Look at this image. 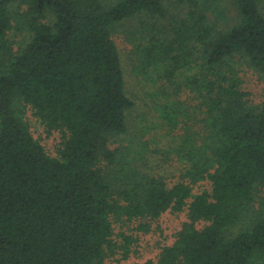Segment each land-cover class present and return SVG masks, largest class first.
<instances>
[{"label": "trees", "instance_id": "trees-1", "mask_svg": "<svg viewBox=\"0 0 264 264\" xmlns=\"http://www.w3.org/2000/svg\"><path fill=\"white\" fill-rule=\"evenodd\" d=\"M146 17L171 23L135 69L157 71L153 109L182 132L171 187L139 164L150 142L124 139L136 102L114 31ZM244 64L264 74V0H0V264H104L115 223L148 233L169 212L187 218L174 242L136 264H264V102ZM28 110L64 132L57 156Z\"/></svg>", "mask_w": 264, "mask_h": 264}, {"label": "rangeland", "instance_id": "rangeland-1", "mask_svg": "<svg viewBox=\"0 0 264 264\" xmlns=\"http://www.w3.org/2000/svg\"><path fill=\"white\" fill-rule=\"evenodd\" d=\"M175 6L176 3H175ZM171 8L167 18L181 16L182 11L177 7ZM176 8V9H175ZM183 16V15H182ZM155 23V24H154ZM169 20H131L119 24L114 31V38L118 43L122 54L123 66L126 77V89L129 95L136 102L135 108L129 113V133L125 136V142L134 143L138 147L141 142L149 141V150L144 154L146 158L140 162L144 171L156 176H163L171 187L183 174L184 164L179 163L174 155L167 157L168 147L173 146L175 137L181 135V131H170L166 124L159 119L153 109L156 92L159 90L157 71L150 72V76H143L135 69L139 58L136 56V47L141 44L145 36L148 38L161 34L169 29ZM161 36H158L159 38ZM17 40L19 36L15 37ZM240 78L243 81L242 88L250 93V100L255 104L264 102V74L252 70L248 65L240 67ZM187 96H184L186 99ZM194 104V102L192 103ZM27 120L32 127L36 139L41 141L47 152L57 156L59 147L64 138L61 130L48 133L44 124L34 116L31 110L27 112ZM141 148V147H140ZM159 150V153H154ZM187 218L183 214L166 213L157 221L150 222L151 230L148 233L138 230V225L143 222L134 220L132 222L115 223V234L113 240L118 248L114 254L109 255L104 264H136L147 260H156L166 245L174 242L175 234L179 231ZM125 236L133 238L130 253L124 258Z\"/></svg>", "mask_w": 264, "mask_h": 264}]
</instances>
